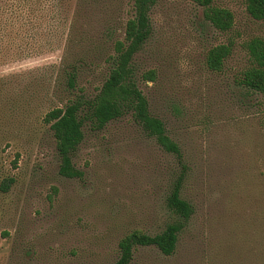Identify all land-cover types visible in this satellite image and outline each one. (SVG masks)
Listing matches in <instances>:
<instances>
[{
    "label": "rangeland",
    "instance_id": "374dc122",
    "mask_svg": "<svg viewBox=\"0 0 264 264\" xmlns=\"http://www.w3.org/2000/svg\"><path fill=\"white\" fill-rule=\"evenodd\" d=\"M233 18L214 30L188 0H154L132 58L150 116L178 147L163 151L129 113L95 129L87 121L70 154L79 173H58L46 112L61 107L62 59L84 62L77 86L91 96L122 41L131 0H0V264H113L132 231L160 233L175 180L190 208L172 254L136 247L129 264H264V94L238 84L244 44L264 40L245 0H213ZM6 10L4 13L1 10ZM230 44L217 72L206 52ZM154 73V80L140 74ZM76 90H74L75 92Z\"/></svg>",
    "mask_w": 264,
    "mask_h": 264
},
{
    "label": "trees",
    "instance_id": "16d2710c",
    "mask_svg": "<svg viewBox=\"0 0 264 264\" xmlns=\"http://www.w3.org/2000/svg\"><path fill=\"white\" fill-rule=\"evenodd\" d=\"M188 1L201 8L204 21L214 30L226 32L232 27V14L225 8L214 6L213 0ZM153 4L154 0H131L133 15L125 22L123 39L113 43L112 53L105 59L109 65L106 76L91 96H85L83 88L77 86L78 79L85 73L84 62L62 59L57 80L59 84H64L66 99L61 107L46 112L43 122L48 124L51 131L54 148L60 159L58 173L63 177L72 178L79 174L70 164V154L82 139L83 122L87 121L95 129H101L124 113H129L163 151L179 158L178 147L166 136L162 123L148 113L146 101L136 87L131 63L147 36L148 12ZM1 11L4 13L6 10L3 8ZM245 11L254 20H264V0H245ZM9 27H12V23L5 21L0 26V32ZM244 47L249 65L241 72L238 84L251 92L264 94V40L252 38ZM230 51V44L210 48L204 58L205 67L210 71H219ZM139 78L152 81L154 73L146 71ZM8 181L1 183V190L7 189ZM179 181L178 177L166 198V207L174 220L158 234L150 236L136 230L122 237L117 243L118 258L113 264H129L136 247L152 246L162 255L172 254L178 233L190 214L188 204L180 198Z\"/></svg>",
    "mask_w": 264,
    "mask_h": 264
}]
</instances>
